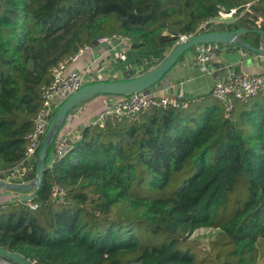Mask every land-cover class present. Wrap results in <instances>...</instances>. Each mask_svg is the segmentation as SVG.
I'll return each mask as SVG.
<instances>
[{
  "label": "trees",
  "instance_id": "1",
  "mask_svg": "<svg viewBox=\"0 0 264 264\" xmlns=\"http://www.w3.org/2000/svg\"><path fill=\"white\" fill-rule=\"evenodd\" d=\"M249 4L264 16V0H0V169L24 158L55 66L114 35L134 51L170 50ZM57 138L34 198L0 212L1 249L35 264H264V93L235 101L230 117L211 93L91 125L52 162ZM36 176L37 165L27 180ZM208 228L210 251L191 240Z\"/></svg>",
  "mask_w": 264,
  "mask_h": 264
},
{
  "label": "crops",
  "instance_id": "2",
  "mask_svg": "<svg viewBox=\"0 0 264 264\" xmlns=\"http://www.w3.org/2000/svg\"><path fill=\"white\" fill-rule=\"evenodd\" d=\"M256 16L254 6L249 4L242 12L235 15L236 21L234 23L239 20H247L246 22L243 21L240 28L264 32V16L259 14L257 20L254 18ZM254 20L255 23H252L251 21ZM240 41L255 47H264V36L260 34L245 33L240 36ZM260 41L263 43L262 45ZM171 50L134 51L130 48L129 41L123 38L109 39L108 41L103 39L97 44L81 50L77 59L68 64L66 74L72 71L79 72L83 75L87 84L128 80L145 74L148 71L147 69H154L153 67H156L160 62L159 60L166 57ZM194 55L195 51L193 49L179 61L164 81L154 87L150 93L173 98L179 92H183L186 100L191 103L205 95H210L216 80L224 77L230 69L250 75L264 72V56L249 52L240 43L221 45L220 52L206 67L198 64ZM115 99V96L101 95L78 105L70 113L64 126L59 131L57 139L71 135V138L77 141L82 137L84 130L95 122L100 112L109 107ZM54 160V154H52V162ZM10 166L12 165L4 166L0 171L8 169ZM1 177L6 180L5 175H1ZM5 180L4 182H6ZM26 182L30 183L31 181L26 179ZM34 192L35 190H31L29 193H22L14 189L0 187V206L15 200L22 201Z\"/></svg>",
  "mask_w": 264,
  "mask_h": 264
},
{
  "label": "built area",
  "instance_id": "3",
  "mask_svg": "<svg viewBox=\"0 0 264 264\" xmlns=\"http://www.w3.org/2000/svg\"><path fill=\"white\" fill-rule=\"evenodd\" d=\"M236 13L237 9H232L229 12L221 9L217 16L199 24L194 33L181 36L173 48L197 34L207 32L211 27L234 23L236 21ZM115 38H123L129 41L128 38L120 35H114L104 40L108 41ZM220 50L221 45L217 43L197 45L194 48V57L198 64L206 67L217 56ZM78 55L70 57L52 69V80L49 84L42 87L41 107L33 119V129L26 137L27 148L25 156L18 163L4 171H0V180L4 181L5 179L3 180L1 175H5L7 183H28L26 179L37 165L43 140L59 107L67 98L87 84L83 75L79 72L72 71L66 74L68 64L75 61ZM211 93L216 100L225 105L226 115L230 117L235 101L247 102L249 99L264 93V72L250 75L230 69L224 77L216 80ZM57 103H59L58 107ZM168 107L186 109L189 107V102L186 100L183 92H179L173 98L155 95L154 93H138L130 96L116 97L109 107L100 112L92 125L104 128L110 122L137 119L150 110ZM73 141L75 140L71 138V135L57 139L53 150L54 159L58 160L65 157L72 149ZM66 196L67 190L61 184L56 183L52 186L51 198L54 201L61 202ZM29 207L31 210L37 209L36 204H29ZM3 209L4 206H0V212ZM0 264L15 263L0 258Z\"/></svg>",
  "mask_w": 264,
  "mask_h": 264
},
{
  "label": "water",
  "instance_id": "4",
  "mask_svg": "<svg viewBox=\"0 0 264 264\" xmlns=\"http://www.w3.org/2000/svg\"><path fill=\"white\" fill-rule=\"evenodd\" d=\"M256 33L264 36V32L256 30H245L239 28L235 31H209L197 34L186 42L173 48L165 59L154 69L147 73L128 80L104 81L89 83L82 87L75 94L67 98L59 107L55 117L53 118L49 131L43 140L37 161V176L28 184L6 183L0 180V187L3 189H14L22 193H29L31 190L38 189L47 172L46 160L50 146L58 137L59 131L64 126L70 113L81 103H85L97 96H115L124 97L138 93H150L151 90L162 83L169 72L179 63V60L188 51L193 50L197 45L217 43L220 45L240 43L249 52L264 56V47H255L248 43L241 42L240 36L248 33ZM260 44L263 43L260 41ZM34 198V194H30L23 201H30ZM0 258L9 260L15 264H34L31 260L19 253H12L0 248Z\"/></svg>",
  "mask_w": 264,
  "mask_h": 264
},
{
  "label": "rangeland",
  "instance_id": "5",
  "mask_svg": "<svg viewBox=\"0 0 264 264\" xmlns=\"http://www.w3.org/2000/svg\"><path fill=\"white\" fill-rule=\"evenodd\" d=\"M214 27L209 28L208 30H212ZM190 51H188L186 54L190 53ZM185 54V55H186ZM165 59V57H164ZM163 58H161V60H164ZM159 60V61H161ZM158 61V62H159ZM158 65H156L157 67ZM155 68V67H153ZM149 70V69H147ZM152 70V69H151ZM145 71V70H143ZM166 78V77H165ZM206 96V95H205ZM217 231L215 229L212 228H208V229H201L198 230L197 232L194 233V235L191 237L192 241H196L199 244V247L202 248L203 250H208L210 251L211 248V243L212 241L215 240L216 236H217Z\"/></svg>",
  "mask_w": 264,
  "mask_h": 264
}]
</instances>
